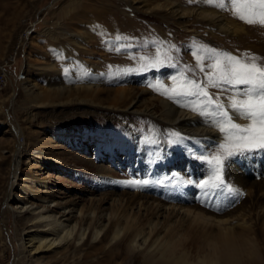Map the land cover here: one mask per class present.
<instances>
[{
  "label": "rangeland",
  "instance_id": "obj_1",
  "mask_svg": "<svg viewBox=\"0 0 264 264\" xmlns=\"http://www.w3.org/2000/svg\"><path fill=\"white\" fill-rule=\"evenodd\" d=\"M141 1L0 0V264H61V252L31 254L30 213L14 210L18 201L8 199L15 185L10 172L16 141L17 150H29L18 163L25 176L46 181V186H31L36 194L48 192L50 199L75 209L100 205L108 210L112 199L134 192L117 181L151 179L143 190L147 198L220 216L250 210L258 228L253 202L264 192V150L230 157L224 185L199 187L213 170L202 157L215 154L224 140L186 143L176 128L161 120L159 101L164 98L194 111L201 98H169L149 85L171 87L172 77L181 72L208 84L214 59L202 51L204 46L237 57L255 55L264 63V25L239 19L230 0L224 8L208 0H144L145 7ZM167 2L182 9H213L243 30L232 35L206 18L178 17L153 7ZM194 54L205 57L203 71ZM157 55L162 62L150 67ZM207 91L235 123L245 122L242 117L234 120L229 102L236 93L230 87L209 85ZM132 98L139 101L129 108ZM208 108L215 111L214 106ZM204 116L218 128L219 117ZM36 151L58 158L62 165L37 158ZM13 188L23 202L34 201L18 186ZM244 189H250L254 199Z\"/></svg>",
  "mask_w": 264,
  "mask_h": 264
},
{
  "label": "bare ground",
  "instance_id": "obj_2",
  "mask_svg": "<svg viewBox=\"0 0 264 264\" xmlns=\"http://www.w3.org/2000/svg\"><path fill=\"white\" fill-rule=\"evenodd\" d=\"M139 3L141 7L146 6L144 0ZM178 5L167 2L163 5L156 3L153 7L168 10L178 17L194 14L206 18L219 30L232 35L243 30L228 23L221 13L213 9H182ZM91 86L89 84L88 88ZM26 93L31 96L33 91L27 87ZM132 99L129 108L139 101ZM159 102L163 108L161 120L176 128L186 143L199 140L208 145L212 141L224 140L225 134L206 121L204 112L211 108L204 106L199 112H194L164 98ZM231 113L236 122L241 121L237 113ZM16 132L22 135L20 128ZM16 144L17 141L12 145L14 158L10 172L15 175V185H11L8 199L18 201L14 210L30 213L27 243L31 254L61 252V264H264V192L258 197V202H253L257 207L254 215L259 220L258 228L253 225L250 210L233 217L220 216L147 198L143 190L151 179L145 180L146 184L117 181L134 188V192L121 199H112L108 210L100 205L96 209H75L72 204L50 199L46 190L44 196L36 194L38 192L31 186H46V181L39 182L25 176L18 163L29 150H17ZM19 144L20 148L22 143ZM35 153L37 158L52 165H62L58 158H50L40 151ZM13 186L29 193L34 201L23 202ZM244 190L248 198L253 197L250 189ZM86 245L89 250L84 249ZM99 253L103 256L97 257Z\"/></svg>",
  "mask_w": 264,
  "mask_h": 264
},
{
  "label": "snow or ice",
  "instance_id": "obj_3",
  "mask_svg": "<svg viewBox=\"0 0 264 264\" xmlns=\"http://www.w3.org/2000/svg\"><path fill=\"white\" fill-rule=\"evenodd\" d=\"M217 7L224 8L225 0H208ZM233 14L248 24L264 25V0H230ZM203 52L210 53L214 63L207 73L208 84L198 83L188 79L184 72L172 77V86L167 87L157 82L150 84L156 91L169 98L196 96L201 98L200 103L192 106L194 111H200V105L205 107L214 106V112H205L206 115L219 117L216 126L224 133V142L219 145L218 151L210 156L202 157L208 164L213 166L212 175L201 180V188H218L225 183L224 168L227 160L236 155H242L257 150H264V63L255 55L245 54L242 57L227 53H217L214 49L202 48ZM196 55V54H194ZM205 57L196 55L197 66L203 71L201 61ZM144 59V58H142ZM157 55L155 67L161 63ZM220 88L230 87L236 95H233L229 107L244 118L247 123H235L223 103L213 100L207 91L208 86ZM243 86V88L239 87ZM243 98H239V97ZM179 135V134H174ZM132 184H146L147 181H130Z\"/></svg>",
  "mask_w": 264,
  "mask_h": 264
}]
</instances>
